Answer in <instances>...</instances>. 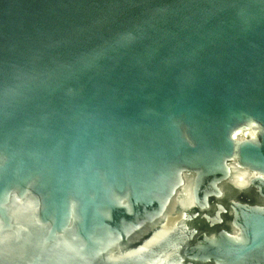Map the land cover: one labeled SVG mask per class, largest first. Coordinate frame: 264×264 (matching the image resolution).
Wrapping results in <instances>:
<instances>
[{
    "label": "water",
    "instance_id": "obj_1",
    "mask_svg": "<svg viewBox=\"0 0 264 264\" xmlns=\"http://www.w3.org/2000/svg\"><path fill=\"white\" fill-rule=\"evenodd\" d=\"M0 264H264V0H0Z\"/></svg>",
    "mask_w": 264,
    "mask_h": 264
}]
</instances>
